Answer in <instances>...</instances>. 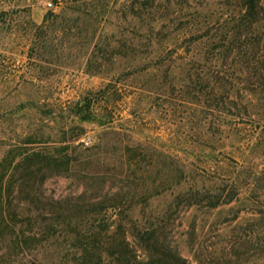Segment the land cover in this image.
<instances>
[{"label":"rangeland","instance_id":"1","mask_svg":"<svg viewBox=\"0 0 264 264\" xmlns=\"http://www.w3.org/2000/svg\"><path fill=\"white\" fill-rule=\"evenodd\" d=\"M231 4L163 0L145 13L142 0H0V181L10 224L0 264H80L83 234L101 247L92 264H122L123 239L136 264H147L145 230L192 264H264V94L246 93L248 115L226 119L244 137L226 150L257 177L216 207L198 202L192 188L221 186L192 176L225 165L221 105L206 92L186 94L187 77L170 56L160 62L167 50L157 44L164 23L166 31L199 13L217 18ZM251 33L264 37V27ZM65 143L68 170L31 173L44 161L21 162ZM60 211L71 218L56 221ZM13 229L37 240L22 250Z\"/></svg>","mask_w":264,"mask_h":264},{"label":"trees","instance_id":"2","mask_svg":"<svg viewBox=\"0 0 264 264\" xmlns=\"http://www.w3.org/2000/svg\"><path fill=\"white\" fill-rule=\"evenodd\" d=\"M157 1L162 2L163 0H142L144 12L151 13L152 7L159 6L154 5ZM231 5L233 7L230 9V13L225 12V15L223 13L217 18L214 12L203 16L199 13L195 18L181 20L173 30L165 31L168 26L164 23L156 33L157 44L167 50V52L162 50L159 53L160 62L163 63L170 56L172 61L181 67V72L188 79L186 94L197 96L206 92L210 100L217 98L221 105L224 118L222 132L225 133L221 141L223 145L221 154L222 163L226 166H205L195 170L192 175L219 181L221 186L215 193L205 188L190 190L191 198L197 199L198 202L207 199L209 206L212 207H216L223 197L239 190L242 181L248 183L257 177V171L251 164L248 162L239 163L226 150L229 143L232 145L234 140L241 137L227 125L226 119L230 116L248 115L251 103L248 100L243 101V96L246 93L264 94V37L251 33V31L264 27V0H233ZM160 17L164 18L165 16ZM100 92H106V90ZM245 139L249 145L251 140ZM53 149H55L54 152L43 150L27 152L21 162L30 160L31 163L36 164L33 162L35 159L44 161L45 164L42 167L33 166L34 168L32 167L30 170L31 173L41 172L45 168L54 171H60L63 168L70 169L73 163L71 144L65 143L64 146H56ZM232 162L239 169L238 172L229 170L228 167ZM177 172V184L181 185L185 170L182 166H177ZM4 205L2 182L0 181V235L10 228L9 214L7 215ZM10 216L11 221L16 220L13 223L15 228L17 221L22 219V213L14 211ZM65 217L71 218V215L64 216V212L60 211L55 214L54 219L58 221ZM15 229L12 233L17 246L22 250L26 249L30 242L37 240V232L27 233ZM156 233L155 230H145L139 233L142 246L150 253L147 264H192L176 250L159 241ZM81 236L84 241L80 242L81 254L77 255L78 263L92 264L93 256L99 253L101 247L95 243H88L89 241L84 237L85 234ZM116 249L122 252L119 256L122 264L137 263L136 257L133 256V249L126 239H123ZM31 264L46 263L36 260ZM198 264L210 263L204 259L203 261L199 260Z\"/></svg>","mask_w":264,"mask_h":264},{"label":"built area","instance_id":"3","mask_svg":"<svg viewBox=\"0 0 264 264\" xmlns=\"http://www.w3.org/2000/svg\"><path fill=\"white\" fill-rule=\"evenodd\" d=\"M87 143H89V142H87Z\"/></svg>","mask_w":264,"mask_h":264}]
</instances>
